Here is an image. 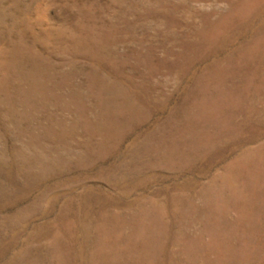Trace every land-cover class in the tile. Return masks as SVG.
Instances as JSON below:
<instances>
[{"label":"rangeland","instance_id":"374dc122","mask_svg":"<svg viewBox=\"0 0 264 264\" xmlns=\"http://www.w3.org/2000/svg\"><path fill=\"white\" fill-rule=\"evenodd\" d=\"M0 264H264V0H0Z\"/></svg>","mask_w":264,"mask_h":264}]
</instances>
